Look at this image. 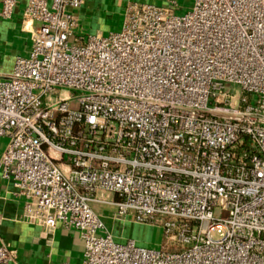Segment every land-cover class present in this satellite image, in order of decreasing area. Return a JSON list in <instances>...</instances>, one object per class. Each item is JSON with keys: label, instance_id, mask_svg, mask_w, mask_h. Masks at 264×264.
<instances>
[{"label": "built area", "instance_id": "2783aa9c", "mask_svg": "<svg viewBox=\"0 0 264 264\" xmlns=\"http://www.w3.org/2000/svg\"><path fill=\"white\" fill-rule=\"evenodd\" d=\"M84 1L26 0L31 49L0 73V175L22 219L77 230V264H264V0H193L183 14L132 0L118 31L85 38ZM0 2L10 19L18 0ZM95 202L171 245L117 241Z\"/></svg>", "mask_w": 264, "mask_h": 264}, {"label": "crops", "instance_id": "0c3cea01", "mask_svg": "<svg viewBox=\"0 0 264 264\" xmlns=\"http://www.w3.org/2000/svg\"><path fill=\"white\" fill-rule=\"evenodd\" d=\"M132 0H85L75 10L78 27L89 26L93 33L103 34L108 18L119 14L124 18L125 8ZM139 1V0H138ZM26 0H18L10 19L0 17V73L9 74L18 56H27L32 45V34L22 27V12ZM1 8V2H0ZM122 24V23H121ZM5 140L0 142V152ZM108 198L113 195L106 194ZM24 198L16 196L11 184L0 175V242L14 250L11 264H77L82 259L83 241L77 230H66L58 223L52 230L30 224L22 219ZM106 229L116 240L136 239L130 220L116 219L110 204L92 203ZM132 223L128 229L123 225ZM147 226V225H144ZM151 228V226H150ZM142 239V238H141ZM137 240V239H136ZM137 243V242H136Z\"/></svg>", "mask_w": 264, "mask_h": 264}, {"label": "rangeland", "instance_id": "374dc122", "mask_svg": "<svg viewBox=\"0 0 264 264\" xmlns=\"http://www.w3.org/2000/svg\"><path fill=\"white\" fill-rule=\"evenodd\" d=\"M139 1H149V2H154L155 4H162V0H139ZM177 3L179 5V9L176 10L177 14H183L191 8L193 0H177ZM122 17L119 16V14H115L112 17L108 18V23L109 25L105 27L103 34L106 35L108 32H116L120 29L121 23H122ZM75 36H83L84 38L87 37L89 34H93L92 29L89 28V26H85L81 28L80 26L74 31ZM225 87L231 91V93L237 95L240 94L241 88L237 84L233 83H225ZM64 93V91H63ZM57 99L56 94H48L45 97H43V100L45 102H54ZM215 214L218 215V217L223 218L225 216L224 211H215ZM132 226V223H128L123 225L126 229L130 228ZM136 230H140L138 233L135 232L132 236L137 242L138 245L144 246V247H149L152 249H166L168 248L167 245L170 244L171 242L166 241L163 238L162 235V230L161 228L157 226H134ZM223 236V230L220 228L215 229L212 232V237L213 238H221ZM142 238V239H141ZM128 239V238H127ZM125 239V240H127ZM125 240H117L119 242H124ZM171 245V244H170ZM175 248H169V250H174Z\"/></svg>", "mask_w": 264, "mask_h": 264}]
</instances>
